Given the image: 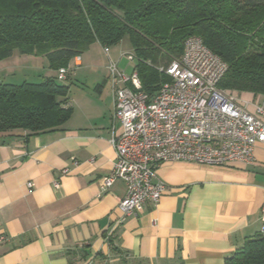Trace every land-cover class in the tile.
Listing matches in <instances>:
<instances>
[{"label":"crops","instance_id":"obj_1","mask_svg":"<svg viewBox=\"0 0 264 264\" xmlns=\"http://www.w3.org/2000/svg\"><path fill=\"white\" fill-rule=\"evenodd\" d=\"M93 45L101 44L89 51ZM124 49L132 52L128 39ZM86 54L74 57L69 71L85 64L101 75L78 80L74 95L70 90L69 119L56 129L0 141V236L6 237L0 264H225L261 233L264 144L254 147L252 163L164 164L158 174L167 191L160 202L124 218L125 183L100 188L116 160L109 61L85 63ZM241 95L264 105V95ZM115 128L121 132L119 122Z\"/></svg>","mask_w":264,"mask_h":264},{"label":"trees","instance_id":"obj_2","mask_svg":"<svg viewBox=\"0 0 264 264\" xmlns=\"http://www.w3.org/2000/svg\"><path fill=\"white\" fill-rule=\"evenodd\" d=\"M200 36L227 62L222 88L264 95V0H0V61L18 51L44 57L55 73L21 84L0 80V141L62 126L73 108L59 70L99 42L127 38L142 89L168 80L159 69ZM225 264H264V232L246 239Z\"/></svg>","mask_w":264,"mask_h":264},{"label":"built area","instance_id":"obj_3","mask_svg":"<svg viewBox=\"0 0 264 264\" xmlns=\"http://www.w3.org/2000/svg\"><path fill=\"white\" fill-rule=\"evenodd\" d=\"M127 55L136 61L134 53ZM159 69L168 80L150 96L136 70L126 76L116 61L108 63L114 95L110 143L116 160L100 188L106 191L117 180L125 183L126 195L120 200L124 218L140 215L147 203L160 202L167 191L158 174L164 164L252 163L254 147L264 144V105L220 86L228 64L200 36L188 37L181 57ZM68 71L69 67L61 68L59 79L65 80ZM116 122L121 125L119 133ZM67 173L65 169L63 174ZM262 221L264 232V205Z\"/></svg>","mask_w":264,"mask_h":264},{"label":"rangeland","instance_id":"obj_4","mask_svg":"<svg viewBox=\"0 0 264 264\" xmlns=\"http://www.w3.org/2000/svg\"><path fill=\"white\" fill-rule=\"evenodd\" d=\"M127 38H125L120 44L112 46L107 49V51L102 47V45L91 46L94 47L93 51H85L87 52L85 55V63L87 61H99L106 63L109 61V57L113 58L114 61L119 62V68L122 69L126 76H130L136 61H130L128 59L127 52H130L129 49H124V45L126 44ZM89 51V52H88ZM83 53V54H84ZM110 55V56H109ZM34 56L28 54H20L18 51H15L14 58L9 60L8 62H4L0 64V80H5L8 83L13 84H21L25 80L27 81H40L45 74V71L48 70L47 62L44 58H33ZM92 57V58H91ZM173 60L166 59L161 62L159 66L168 67ZM84 67V68H82ZM82 67H72V70L69 71L68 79L64 81V83L70 85L71 94L79 90L78 80H90L95 75L99 77L101 74H97V69H87L85 68V64ZM87 69V70H86Z\"/></svg>","mask_w":264,"mask_h":264}]
</instances>
